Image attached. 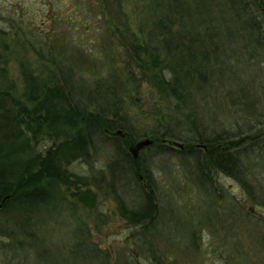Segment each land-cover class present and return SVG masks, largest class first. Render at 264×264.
Masks as SVG:
<instances>
[{"label":"rangeland","instance_id":"rangeland-1","mask_svg":"<svg viewBox=\"0 0 264 264\" xmlns=\"http://www.w3.org/2000/svg\"><path fill=\"white\" fill-rule=\"evenodd\" d=\"M156 4L158 0H0V83L11 84L15 97L26 101L25 75L39 84H56L55 64L46 59L54 60L55 54L72 67L69 82L82 95H91L96 109L124 122L126 129L118 128V135L132 132L137 142L156 135L173 149L155 154L153 147L148 150L151 143L131 151L146 159L158 199L160 213L144 229L123 218L116 198L128 210L138 208L140 186L148 178L136 182L127 172L116 173L114 181L109 165L116 158L109 139L93 131L88 159L68 166L86 181L80 190L91 192L85 199L92 198L93 205L79 202L66 186L51 185L52 202L26 214L32 221L29 236L15 229V219L0 213V264H92L88 254L103 264H264V143L249 147L254 150L248 149L251 155L242 160L239 178L211 172L210 182L200 180L178 155L182 142L194 135L192 121L209 134L264 131V47L235 26L216 32V44H207V59L198 63L206 67L203 88L185 102L162 96L152 77H170L172 70L165 67L170 59L159 40L148 36L162 13ZM228 8L225 3L221 11L225 19L231 15ZM208 13L212 21L218 15L214 9ZM135 38L167 63H153L149 53L130 50ZM59 132L36 138L25 133L23 138L36 153L62 141ZM165 132L174 138L161 137Z\"/></svg>","mask_w":264,"mask_h":264},{"label":"trees","instance_id":"trees-1","mask_svg":"<svg viewBox=\"0 0 264 264\" xmlns=\"http://www.w3.org/2000/svg\"><path fill=\"white\" fill-rule=\"evenodd\" d=\"M225 3L229 5L231 14L227 19L221 14ZM157 6L162 9V13L155 10V15L159 16L152 22L148 36L152 40H159L161 49L174 63L165 65L172 70L170 77L159 73L152 77L153 86L162 96H172L185 102L184 99H190L195 89L203 88L206 67L198 63L207 59V44H216V32L234 29L235 26L237 30L253 34L255 44L264 47V0H158ZM211 9L218 13L214 21L208 13ZM147 45L142 47L135 38L129 49L149 53L153 63H167L166 58L160 59L153 51L147 52ZM51 57L46 59L55 64L56 84H39L30 75H25L26 101L19 100L9 91L11 84L7 85L5 79L4 83H0V213L6 214L11 221L15 219V229L29 236L32 221L26 219V214L52 202L51 185L61 184L74 190L73 197L85 206H92L95 201L92 198L90 201L85 199L90 191L80 190L85 187L86 181L69 170L68 166L75 160L88 159L95 131L103 139H109L106 140L116 158L109 165L114 181L117 174L127 172L132 174L136 182L142 180L141 177L148 178L145 187L143 184L140 186L142 202L138 208L128 210L118 196L116 199L123 218L135 226L150 228L160 211L146 159L143 154L135 157L132 153L136 151L137 138L129 131L118 135V128L126 129L124 122L116 118L109 119L101 109H96L94 98L82 95L79 87L69 82L72 67L66 66L61 56L56 59L54 54V60ZM70 64L74 65L72 61ZM200 65L204 70L199 69ZM196 84L198 87H194ZM91 104L95 105L92 111L88 106ZM192 123L194 135L182 142L183 149L178 151V155L182 163L192 165L200 180L210 182L211 172L239 178L244 165L242 160L251 155L248 149L254 150L249 147L264 143V131L254 134L255 131L249 129L250 132L239 136L227 130L209 134L198 131L196 122ZM58 130L61 133L56 135H60L62 141L45 146L42 152L34 153L33 148H28L29 140L23 138L25 133L36 138L49 136L50 132ZM160 136L169 139L175 135L165 132ZM150 137L152 145L148 150L153 147L155 154L173 153L172 147L167 146L162 138L156 135ZM22 140L26 142V145L23 144L25 147H19ZM29 149L30 152H27ZM83 255L85 258L86 255ZM88 256L92 264H103L100 257Z\"/></svg>","mask_w":264,"mask_h":264},{"label":"water","instance_id":"water-1","mask_svg":"<svg viewBox=\"0 0 264 264\" xmlns=\"http://www.w3.org/2000/svg\"><path fill=\"white\" fill-rule=\"evenodd\" d=\"M149 144H151V141L149 139H147L145 141L137 142L135 145L136 146L135 150L137 151L140 148L147 147V145H149ZM136 151H133V153Z\"/></svg>","mask_w":264,"mask_h":264},{"label":"flooded vegetation","instance_id":"flooded-vegetation-1","mask_svg":"<svg viewBox=\"0 0 264 264\" xmlns=\"http://www.w3.org/2000/svg\"><path fill=\"white\" fill-rule=\"evenodd\" d=\"M141 149V148H140Z\"/></svg>","mask_w":264,"mask_h":264}]
</instances>
